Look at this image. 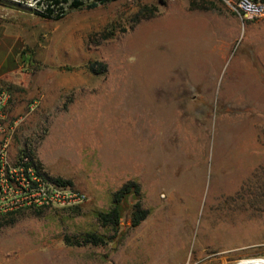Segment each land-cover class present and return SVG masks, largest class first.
Masks as SVG:
<instances>
[{
	"label": "rangeland",
	"instance_id": "1",
	"mask_svg": "<svg viewBox=\"0 0 264 264\" xmlns=\"http://www.w3.org/2000/svg\"><path fill=\"white\" fill-rule=\"evenodd\" d=\"M43 5L0 0L14 57L0 88L23 117L15 144L87 198L0 215V264L264 256V18L242 21L220 0H114L56 19L39 14ZM98 63L104 72L90 70ZM109 160L156 181L154 199L144 184L140 228L130 226L131 196L117 232L95 217L119 187ZM85 232L106 244L64 242Z\"/></svg>",
	"mask_w": 264,
	"mask_h": 264
},
{
	"label": "built area",
	"instance_id": "2",
	"mask_svg": "<svg viewBox=\"0 0 264 264\" xmlns=\"http://www.w3.org/2000/svg\"><path fill=\"white\" fill-rule=\"evenodd\" d=\"M242 21L264 18V0H220ZM10 93L0 90V215L36 208L82 203L83 191L56 184L37 165L36 158L15 144L23 117L13 113ZM38 101L28 105L31 111Z\"/></svg>",
	"mask_w": 264,
	"mask_h": 264
},
{
	"label": "trees",
	"instance_id": "3",
	"mask_svg": "<svg viewBox=\"0 0 264 264\" xmlns=\"http://www.w3.org/2000/svg\"><path fill=\"white\" fill-rule=\"evenodd\" d=\"M114 0H92L85 4L82 0H43V9L39 13L44 17L49 18H60L68 10L80 8L83 5L93 7L99 3H106ZM66 4V5H64ZM144 10L147 12V16H153L155 13L154 7L144 6ZM106 65L104 63H98V67H90V70L94 73L104 72ZM0 90H2L0 88ZM25 153L34 156L33 152L28 148L22 149ZM35 157V156H34ZM37 161V159H36ZM37 165L41 168L40 163L37 161ZM52 181L56 184L67 186L71 185L69 180L62 179L60 177H50ZM131 196L134 202L130 206V226L135 227L139 225L143 220L149 215V209L142 205L141 188L140 185L134 180L125 181L118 189L111 193L110 207L106 211H95V217L102 227H109L115 232L118 231L120 225V219L123 215V208L127 201V198ZM107 236L97 232H85L78 235H65L64 242L67 245L84 246V245H94L101 246L106 244Z\"/></svg>",
	"mask_w": 264,
	"mask_h": 264
},
{
	"label": "crops",
	"instance_id": "4",
	"mask_svg": "<svg viewBox=\"0 0 264 264\" xmlns=\"http://www.w3.org/2000/svg\"><path fill=\"white\" fill-rule=\"evenodd\" d=\"M7 38V36L0 34V76L9 73V71L14 68L13 51L11 50L10 45L7 46L6 44V40H8ZM107 177L109 182L117 183L119 187L127 180L136 181L140 185L142 196L148 191V189L145 190L144 184H152V187L149 190H151L152 194L151 199H154L156 181L152 179L149 173L144 170H131L122 166L119 167L116 166V164H114L112 160H109ZM119 187H117L116 189H118ZM143 199L144 197H142V203ZM145 208L149 209L147 205L145 206ZM143 225L144 223L142 221L139 225L135 227L140 228Z\"/></svg>",
	"mask_w": 264,
	"mask_h": 264
},
{
	"label": "bare ground",
	"instance_id": "5",
	"mask_svg": "<svg viewBox=\"0 0 264 264\" xmlns=\"http://www.w3.org/2000/svg\"><path fill=\"white\" fill-rule=\"evenodd\" d=\"M241 264H264V256H253L243 258Z\"/></svg>",
	"mask_w": 264,
	"mask_h": 264
}]
</instances>
